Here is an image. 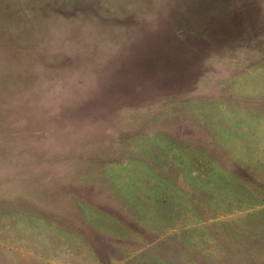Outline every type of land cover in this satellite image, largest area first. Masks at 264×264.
Returning a JSON list of instances; mask_svg holds the SVG:
<instances>
[{
	"label": "rangeland",
	"instance_id": "1",
	"mask_svg": "<svg viewBox=\"0 0 264 264\" xmlns=\"http://www.w3.org/2000/svg\"><path fill=\"white\" fill-rule=\"evenodd\" d=\"M185 1L0 0V264H264V0Z\"/></svg>",
	"mask_w": 264,
	"mask_h": 264
},
{
	"label": "trees",
	"instance_id": "2",
	"mask_svg": "<svg viewBox=\"0 0 264 264\" xmlns=\"http://www.w3.org/2000/svg\"><path fill=\"white\" fill-rule=\"evenodd\" d=\"M239 1V0H238ZM243 4L238 3L237 1H231V0H195L194 2H192V5H188V1H185V9L182 10L180 8L179 4L175 5V13H178L179 15H181L182 17H184L182 19V21H180L179 23H176V25H173L172 30L177 33L179 35L180 38L183 37H187L188 34L190 35H195V36H200L199 38L201 39H206L209 40L210 38H208V34L210 33L211 35L209 37H211L212 39H223V38H228L233 37V23L234 21H232L231 19L235 20L237 16H239V14L237 13V10H242V8H236L237 5L243 6L245 7L247 4L251 3V6H247L249 8L253 9V3H255L252 0H241ZM256 1V0H255ZM246 7V9H247ZM251 9V10H252ZM250 10V9H248ZM188 18L191 19V21L188 24ZM230 19V20H229ZM184 28H186L184 30ZM215 33V35L213 34ZM177 34L174 36V34L171 36V39H174V43H176V39L179 40L180 38L177 36ZM253 36V35H251ZM234 43L236 44V42H239L238 44H249L247 43V39H245V36L243 34H239V35H234ZM187 40V38H184ZM259 42V41H258ZM188 46V45H187ZM255 46V45H254ZM82 142L77 141L76 144H80ZM64 146V145H63ZM78 148V147H75ZM78 152V149H77ZM74 150V146H72V148H70V150L68 151V156H73V154L77 153ZM80 153V151L78 152ZM66 156V154H65ZM60 187L63 188L62 190H54L53 191V195L57 198L58 202L61 201V195H67L66 194V186L65 185H60ZM58 191V192H56ZM24 199V202H22L21 200ZM18 201V200H17ZM19 204L21 207H26L38 214H41L42 216L52 219L56 222H61L60 224L64 225L65 227L76 231L78 234L81 233V235L83 237L84 234L83 232L78 231L75 226L72 224V222L75 221L76 218L79 217L78 213H75L74 211H72L70 208L69 209H64V211L62 212V215L59 214L57 216L54 215H50L52 213H50V211H47L43 208H41L42 205H38L36 202H34L33 200H27L25 198H20L19 199ZM67 212L68 215L72 216L71 221H69L68 223H65L66 220V213ZM72 211V212H70ZM54 212V211H53ZM77 216V217H76ZM87 241H91L87 238H85ZM94 242H91V244ZM95 244V243H94ZM93 245V244H92ZM100 246V245H99ZM101 248V246H100ZM99 250V249H98ZM103 249H100V252H102ZM100 254V253H99ZM101 257V255H100ZM103 257H101L102 259Z\"/></svg>",
	"mask_w": 264,
	"mask_h": 264
},
{
	"label": "crops",
	"instance_id": "3",
	"mask_svg": "<svg viewBox=\"0 0 264 264\" xmlns=\"http://www.w3.org/2000/svg\"><path fill=\"white\" fill-rule=\"evenodd\" d=\"M25 210H28V211H30V212H32V213H35V214H37L36 212H34V211H32V210H30V209H25ZM57 225V224H56Z\"/></svg>",
	"mask_w": 264,
	"mask_h": 264
}]
</instances>
